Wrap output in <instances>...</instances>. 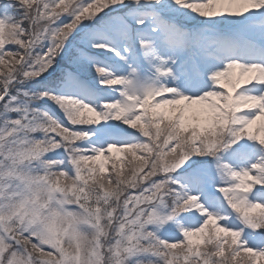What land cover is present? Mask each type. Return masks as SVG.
Instances as JSON below:
<instances>
[{"label": "snow or ice", "instance_id": "1", "mask_svg": "<svg viewBox=\"0 0 264 264\" xmlns=\"http://www.w3.org/2000/svg\"><path fill=\"white\" fill-rule=\"evenodd\" d=\"M0 264H264V0H0Z\"/></svg>", "mask_w": 264, "mask_h": 264}]
</instances>
